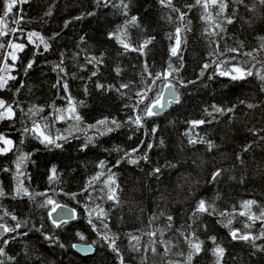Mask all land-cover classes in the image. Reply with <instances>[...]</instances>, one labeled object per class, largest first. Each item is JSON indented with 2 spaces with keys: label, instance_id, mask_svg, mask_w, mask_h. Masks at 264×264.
Masks as SVG:
<instances>
[{
  "label": "trees",
  "instance_id": "obj_1",
  "mask_svg": "<svg viewBox=\"0 0 264 264\" xmlns=\"http://www.w3.org/2000/svg\"><path fill=\"white\" fill-rule=\"evenodd\" d=\"M4 23L2 55L24 47L0 62V76L16 77L0 89L14 112L0 119V135L13 141L0 153V223L12 229L0 241L3 264H264V220L249 218L264 211L262 0H209L207 10L196 0H17ZM253 63L243 79L219 74ZM166 82L177 102L145 115ZM34 123L60 147L24 131ZM201 200L208 211L197 210ZM246 201L255 203L246 209ZM57 203L74 207L76 219L53 225ZM77 242L93 253L75 252Z\"/></svg>",
  "mask_w": 264,
  "mask_h": 264
},
{
  "label": "snow or ice",
  "instance_id": "obj_2",
  "mask_svg": "<svg viewBox=\"0 0 264 264\" xmlns=\"http://www.w3.org/2000/svg\"><path fill=\"white\" fill-rule=\"evenodd\" d=\"M20 2L21 3H27L28 0H20ZM98 2H99V0H98ZM160 2H161V4H165L166 3L167 6H169V7L172 6V0H160ZM210 2L212 4H216L217 0H210ZM262 2H264V0H262ZM16 3H17V0H4L5 10L3 11V16H0V24L4 23V18L7 17L9 15V13L12 12V9L16 5ZM196 4L197 5H201L202 4V6L205 8V10H207V8L209 6V0H196ZM219 8H220V12L222 13L224 11L225 5L221 3L219 5ZM173 11H177L178 12L179 9L173 8ZM218 15H219V13H218ZM183 17H184V14L181 13L179 18L183 19ZM135 19L136 18L133 17L132 18V22H135ZM205 19H211L210 15L206 16ZM14 22L19 23L20 21L16 20ZM227 22L231 23L232 21L229 19ZM216 28H220V25L217 24ZM10 31H12V30L10 29ZM176 33H177V35H176V38H175V46H173L171 48V54L173 56L177 55L178 50H179V46L181 44V39H180V36H179L180 28L176 29ZM209 34L211 35L212 33H209ZM0 35H7V33L4 32L3 28H0ZM36 35H38V34L37 33L29 34V36H28L29 41H31L32 37L36 36ZM41 43H44L42 38H41ZM121 43L123 44L125 49L129 48V45L127 43H124V41L121 40ZM147 43H150V41H146L145 45ZM2 47H4V45L0 44V48H2ZM10 47H12L15 50H22L24 45L11 44ZM44 47H45V49L48 47L46 43H44ZM133 50H136V49H133ZM140 51H142V48L140 49ZM229 51L235 52L236 49H230ZM248 55H251V53H248ZM9 56L11 57V59L13 61H15L17 59L15 51L9 53ZM233 59H234V57H233ZM31 67H32V63L30 62V63L27 64V66L25 68V72H27V70L30 69ZM171 67L172 66L169 65V69H171ZM208 67H209V65H207V64L204 65L205 69L208 68ZM172 71H175V69H172ZM201 74H203V73H201ZM219 74L221 76H228L232 80H237V79H243L246 75H249V76L252 75V71L250 69H245L244 67H241V66H238V65H234V66H232L230 68H227L225 70H221ZM93 75H95V73H93ZM149 75H151V73H149ZM170 75H171V72L164 73L163 75L160 74V73H157L156 74V79H161V78L167 79V77L170 76ZM260 78L262 80H264V75H262ZM10 79L14 80V79H16V77H14V76H8V77L0 76V89H4L6 87V85L8 84V80H10ZM99 87H103V86L99 85ZM121 87L122 88H126L128 86L127 85H121ZM166 87L171 88L172 85H166ZM64 88H65V90H67V85L66 84L64 85ZM137 95H140V94L138 93ZM161 99H162V94H158L156 99H155V101H153V103L145 109V115H147V116L156 115L157 114L156 109H161L162 110L166 105L164 103H161ZM141 101H143V97H141ZM172 102H173L172 99L167 100V103H172ZM248 107L252 108L254 106L249 104ZM0 109H3V111L0 112V119L10 118V117H12L14 115L13 106L11 104H6V102L3 99H0ZM72 111L74 112L75 109L73 108ZM217 111H221V110L217 109ZM229 111H231V109H229ZM60 118L63 119V117H60ZM75 118L79 119L78 116L75 117ZM140 120H141V117L137 116L134 122L139 125L140 124ZM97 123L103 125V124H106L107 121L106 120H101V121H98ZM112 123L115 124L116 122L112 121ZM193 123L194 124H199V123H203V121H194ZM90 127H95V125H91ZM24 131L25 132H28V131L39 132V135L43 137L42 142H46L48 144H55L56 147H60L59 144H56V141L53 138H51L48 135H45L43 131H40L39 125H37L35 123H34L33 128L31 130L25 128ZM107 131H112V129L109 128V129H107ZM0 141L3 142V145L7 146V147H0V153H7L10 150V148H11V146L13 144V141L10 140V139H6L3 135H0ZM194 142L195 141H191L190 140V143H194ZM209 146L211 147V145H209ZM149 147H151V145H149ZM136 150L137 149H133L134 152ZM144 158L147 159L146 156ZM23 159H24L23 157H20V160H18V162H17V168H19L20 161H22ZM117 163H119V161ZM130 163L134 164V163H137V161L136 160H130ZM54 171L55 170L53 169V172ZM154 171L155 172H159V169L158 168L154 169ZM217 175H219L218 172L213 175V179H215V177ZM108 179L112 180V177L109 176ZM106 183H107V181H106ZM24 191L26 192V189ZM111 191H112V195H110L108 198L109 199H116V197H115V189H111ZM0 194H2V193H0ZM53 203L54 202L51 201V200L47 201V204H49V205H51ZM254 203H255V201H246L243 206L246 209H250L251 205H253ZM57 209H62V206L55 205L52 208V211L49 212V216H52L53 213H55L57 211ZM197 210L200 211V212L208 211V207H206L205 201L201 200L199 202ZM103 215H104L103 209H100V211L98 213V218L100 216H103ZM221 215H224V214L221 213ZM241 215H248V213H241ZM249 218L252 219V220H257V219L264 220V211H261L259 216L249 215ZM169 219H171V217H169ZM53 223H56L55 219H53ZM228 224L229 225L231 224V220L228 221ZM0 227H4V226H0ZM17 227H19V225H17ZM4 230L5 231H12V229H9L7 227H4ZM231 235H232L233 239H241V240L255 239V237H252L250 235H240L237 231H232ZM261 235H264V232H262ZM104 239L108 240L109 238L107 236H105ZM133 239H136V238L133 237ZM213 240H215L214 237H213ZM4 243H7V241H4ZM189 244L192 246V248L195 250L196 253H198L200 251V244L199 243L193 244L192 241L190 240ZM110 246L113 248L114 251H118V249L115 246V241L114 240L111 241ZM87 247L90 249L91 245H88ZM153 251H155V249H153ZM223 253H224V249L219 247V246H217L214 249V254L217 255L218 259L223 256ZM4 254H5L4 253V249L2 247H0V255H4ZM188 259L191 260V256H189ZM0 264H3V262L0 261ZM121 264H123V258L122 257H121Z\"/></svg>",
  "mask_w": 264,
  "mask_h": 264
},
{
  "label": "water",
  "instance_id": "obj_3",
  "mask_svg": "<svg viewBox=\"0 0 264 264\" xmlns=\"http://www.w3.org/2000/svg\"><path fill=\"white\" fill-rule=\"evenodd\" d=\"M1 58H2V53L0 50V62H1ZM254 63L250 66V70L252 71L253 67H254ZM166 85H172L171 88L166 87ZM160 94H162V99H161V103H164L166 106L161 110V109H156L157 114L156 115H152V116H157V115H161L163 114L168 107L170 106L171 103H167V100L172 99L173 102L175 103L178 100L179 94L175 89V86L173 85V83L171 82H166L164 83V85L162 86L161 92ZM154 100H152L151 102L148 103L147 107L150 106L153 103ZM146 107V108H147ZM55 205H60L62 206V209H57V211L55 213H53L52 216H49V212L52 211V208ZM49 211H48V218L50 220V222L57 226L60 225L62 223H69L72 222L76 219L77 217V210L65 203H57L55 204ZM53 219L56 220V223H53ZM0 226H5L4 223H0ZM4 227H0V241H2L4 239V237L7 234V231L4 230ZM239 233V231H237ZM240 234V233H239ZM240 235H247V234H240ZM89 244H83V243H75L73 245V249L75 252H77L78 254L82 255V256H86V255H90L93 253V247L91 246V248L89 249L87 246Z\"/></svg>",
  "mask_w": 264,
  "mask_h": 264
},
{
  "label": "rangeland",
  "instance_id": "obj_4",
  "mask_svg": "<svg viewBox=\"0 0 264 264\" xmlns=\"http://www.w3.org/2000/svg\"><path fill=\"white\" fill-rule=\"evenodd\" d=\"M252 7H253V10L256 9V5L255 4H252ZM0 28H3L4 32L7 33L8 29H7V25L5 23L0 24ZM4 37H5V35H0V44H3L2 41H3V38ZM13 51H15V53H16V50L13 49L12 47L10 48L9 46H7V48H6L5 51L2 50L3 55H2V58H1V65L4 64V63H12L13 62V60L9 56V53H11ZM0 147H7V146L6 145H3V142L0 141Z\"/></svg>",
  "mask_w": 264,
  "mask_h": 264
}]
</instances>
